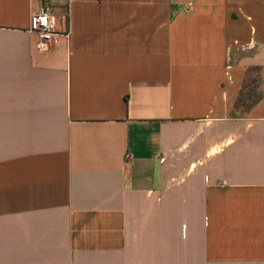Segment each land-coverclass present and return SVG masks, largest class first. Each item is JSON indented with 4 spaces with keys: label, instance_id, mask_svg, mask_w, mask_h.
I'll return each mask as SVG.
<instances>
[{
    "label": "crops",
    "instance_id": "1",
    "mask_svg": "<svg viewBox=\"0 0 264 264\" xmlns=\"http://www.w3.org/2000/svg\"><path fill=\"white\" fill-rule=\"evenodd\" d=\"M0 264H264V0H0Z\"/></svg>",
    "mask_w": 264,
    "mask_h": 264
},
{
    "label": "built area",
    "instance_id": "2",
    "mask_svg": "<svg viewBox=\"0 0 264 264\" xmlns=\"http://www.w3.org/2000/svg\"><path fill=\"white\" fill-rule=\"evenodd\" d=\"M57 25V16L48 5L41 6L32 14L29 31L37 35V47L40 51H47L55 43L57 36L69 39V32H59ZM131 159L132 156L128 154L127 160Z\"/></svg>",
    "mask_w": 264,
    "mask_h": 264
},
{
    "label": "rangeland",
    "instance_id": "3",
    "mask_svg": "<svg viewBox=\"0 0 264 264\" xmlns=\"http://www.w3.org/2000/svg\"><path fill=\"white\" fill-rule=\"evenodd\" d=\"M251 91H254V87H252V85L248 86L247 90L243 93L242 104L244 103L245 106L240 108L238 107L235 111L236 114L247 115L250 111L252 103L259 98L260 93L258 91H255V94Z\"/></svg>",
    "mask_w": 264,
    "mask_h": 264
}]
</instances>
